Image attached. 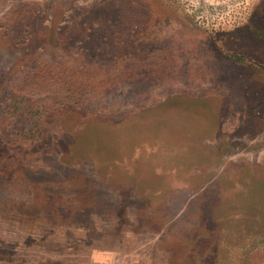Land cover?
<instances>
[{
    "label": "rangeland",
    "instance_id": "374dc122",
    "mask_svg": "<svg viewBox=\"0 0 264 264\" xmlns=\"http://www.w3.org/2000/svg\"><path fill=\"white\" fill-rule=\"evenodd\" d=\"M133 38L169 72L83 83ZM45 62L40 137L0 120V264H264V0H0V99Z\"/></svg>",
    "mask_w": 264,
    "mask_h": 264
},
{
    "label": "trees",
    "instance_id": "16d2710c",
    "mask_svg": "<svg viewBox=\"0 0 264 264\" xmlns=\"http://www.w3.org/2000/svg\"><path fill=\"white\" fill-rule=\"evenodd\" d=\"M141 44L142 43H140L138 39L133 38L131 40V45L134 47L133 49L130 48L127 52L121 51L116 57H105L99 61V64L94 63L84 68L88 71L83 70V73L90 77L82 78V81L83 79H87V83H89L95 79H101L102 86L98 85V87H104L113 83L112 81L105 83L106 77H118L122 82L128 80L147 81L160 74L169 72L172 67L168 66V62H163L161 56L159 59V63L161 64L160 68L156 63V58H154L155 51H151ZM53 67L56 68V66L45 62L39 64L38 67H34L33 69L30 68L28 72L32 73V71H35L37 75L32 77L26 74L22 78H19L13 83V86L9 88L5 98L0 99V120H3L1 124L6 125L5 122L7 119H14V123L12 122L9 124V127H14L12 128L14 144H22L25 143V141L38 139L40 134L43 133V128L39 122L41 101H39L38 96L41 93L38 92V90L41 86L47 87L53 85L52 82L56 79L55 76L54 78L50 77L52 70L54 71ZM177 68L178 66L175 65L176 70ZM97 70L103 72V74L97 73ZM74 75L78 74L72 72L70 76L72 77ZM38 82H41L42 85H37ZM83 83L87 84L84 81ZM64 85L65 83L56 90L58 93L56 97H48V100L50 99V104L58 106L65 105L66 101L74 100L72 96H79L81 92H83V86H80L77 82L68 84L66 86V91H64ZM53 90L54 87L45 90V95H49ZM75 101L78 104L81 102L79 98L75 99ZM6 117L7 119H4Z\"/></svg>",
    "mask_w": 264,
    "mask_h": 264
}]
</instances>
